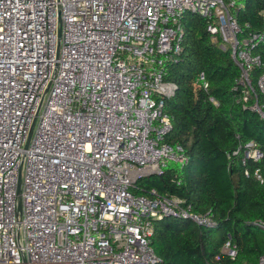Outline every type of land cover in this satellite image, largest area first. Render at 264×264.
<instances>
[{"label":"built area","instance_id":"2783aa9c","mask_svg":"<svg viewBox=\"0 0 264 264\" xmlns=\"http://www.w3.org/2000/svg\"><path fill=\"white\" fill-rule=\"evenodd\" d=\"M243 1L0 0V264H156L154 220L214 225L177 197L133 190L186 162L180 144L164 141L175 91L166 67L182 51L185 13L205 18L211 42L230 49L241 99L252 96L248 109L264 119L255 52L264 34L239 26ZM197 83L208 91L203 72ZM239 150L243 165L263 158L254 141ZM221 251L236 256L229 235Z\"/></svg>","mask_w":264,"mask_h":264},{"label":"trees","instance_id":"16d2710c","mask_svg":"<svg viewBox=\"0 0 264 264\" xmlns=\"http://www.w3.org/2000/svg\"><path fill=\"white\" fill-rule=\"evenodd\" d=\"M234 15L241 28L248 24V30L264 34V0H244ZM181 26L182 51L166 67L165 79L175 91L164 103L172 122L164 141L180 144L186 162L139 179L133 192L153 188L161 196L177 197L191 214L207 215L214 225L163 216L153 221L149 243L159 260L156 264H257L264 254L259 238L263 229L257 225L264 224V119L248 109L252 96L242 101L240 71L230 49L221 50L211 42L206 19L187 12ZM255 52L264 65V39ZM200 72L209 83L208 91L197 83ZM261 72L254 68L249 74L255 90ZM249 141L258 144L263 158L243 165L239 147ZM256 169L262 182L253 175ZM227 235L237 245L233 259L221 251Z\"/></svg>","mask_w":264,"mask_h":264},{"label":"rangeland","instance_id":"374dc122","mask_svg":"<svg viewBox=\"0 0 264 264\" xmlns=\"http://www.w3.org/2000/svg\"><path fill=\"white\" fill-rule=\"evenodd\" d=\"M259 238H260V242L264 245V230H262V232H260Z\"/></svg>","mask_w":264,"mask_h":264},{"label":"bare ground","instance_id":"6f19581e","mask_svg":"<svg viewBox=\"0 0 264 264\" xmlns=\"http://www.w3.org/2000/svg\"><path fill=\"white\" fill-rule=\"evenodd\" d=\"M203 18V17H202ZM205 19V18H204ZM234 61V60H233ZM254 112V111H253Z\"/></svg>","mask_w":264,"mask_h":264}]
</instances>
